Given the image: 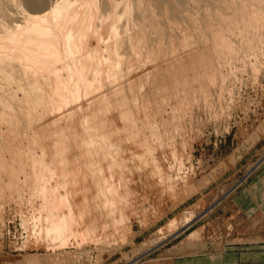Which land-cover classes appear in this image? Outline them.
Returning <instances> with one entry per match:
<instances>
[{"label": "bare ground", "instance_id": "obj_1", "mask_svg": "<svg viewBox=\"0 0 264 264\" xmlns=\"http://www.w3.org/2000/svg\"><path fill=\"white\" fill-rule=\"evenodd\" d=\"M244 72L264 79V0H0V225L11 205L44 249L25 264L122 253L158 212L174 237L229 195L193 219L184 167Z\"/></svg>", "mask_w": 264, "mask_h": 264}, {"label": "rangeland", "instance_id": "obj_2", "mask_svg": "<svg viewBox=\"0 0 264 264\" xmlns=\"http://www.w3.org/2000/svg\"><path fill=\"white\" fill-rule=\"evenodd\" d=\"M238 78L241 82L236 83V89L230 86L224 92L226 97L222 106L212 108L216 110V120L211 121L214 124L205 125L191 142L190 159L185 161L184 170L186 169L187 176L193 181L197 192L185 201V209L190 210L189 213H192V218L195 219L202 213L204 205L197 202L202 196L207 194L208 201L212 202L223 189L227 190L234 184H237L236 188L218 201L203 217L174 237V234L167 232L165 226L162 231L154 232L163 221L168 222L161 212H158V215L163 221L148 230L135 224V233L122 253H110V257H102L104 260L94 255L92 264H161L154 258L160 250L168 246H172L170 251L173 253L187 249V254H192L197 249L191 252V248L204 245L205 242L223 245L235 241L252 243L262 239L249 233H252V228L256 233L263 226L256 222L250 225L247 221L237 219L228 205L230 197L264 165V79L259 77L260 81H250L252 76L246 72L240 73ZM227 106H230L229 109ZM220 111L225 116L220 115ZM10 208L13 207L4 206L3 213L6 216L4 224L0 225V264H25L24 261L34 253L44 254V249L26 244V232L20 225L19 216L16 213L11 214ZM207 209L209 208L206 206L205 210ZM171 216L173 213L168 215ZM186 244L188 245L185 246ZM95 259L98 260L97 263Z\"/></svg>", "mask_w": 264, "mask_h": 264}, {"label": "crops", "instance_id": "obj_3", "mask_svg": "<svg viewBox=\"0 0 264 264\" xmlns=\"http://www.w3.org/2000/svg\"><path fill=\"white\" fill-rule=\"evenodd\" d=\"M228 203L237 219L247 221L250 225L256 222L263 226L256 233L253 228L252 233H249L262 239L252 243L235 241L223 245L205 242L204 245L191 248V252L197 249L192 254H187V249L173 253L170 251L172 246H168L160 250L154 259L161 264H264V165L246 180Z\"/></svg>", "mask_w": 264, "mask_h": 264}]
</instances>
